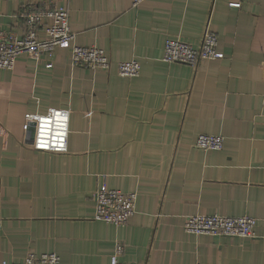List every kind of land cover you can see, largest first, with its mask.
Returning a JSON list of instances; mask_svg holds the SVG:
<instances>
[{
    "label": "crops",
    "instance_id": "crops-1",
    "mask_svg": "<svg viewBox=\"0 0 264 264\" xmlns=\"http://www.w3.org/2000/svg\"><path fill=\"white\" fill-rule=\"evenodd\" d=\"M27 1L0 0L1 29L22 35ZM55 1L75 39L51 67L27 53L0 67V262L112 264L121 241L134 264H264V0ZM207 27L222 58L163 59L168 38L197 47ZM74 44L103 48L111 67L72 65ZM129 59L137 76L118 73ZM52 107L71 109L65 152L29 144L25 114ZM202 133L223 147H197ZM97 187L137 192L126 224L94 217ZM198 213L253 216L255 234L186 232Z\"/></svg>",
    "mask_w": 264,
    "mask_h": 264
},
{
    "label": "built area",
    "instance_id": "built-area-1",
    "mask_svg": "<svg viewBox=\"0 0 264 264\" xmlns=\"http://www.w3.org/2000/svg\"><path fill=\"white\" fill-rule=\"evenodd\" d=\"M141 0H134L137 4ZM234 5L239 3L233 2ZM19 17L24 20L25 29L21 36L11 30L0 28V67L13 68L16 58L27 53L36 60L45 59L46 66L53 65V55L57 46L67 45L75 39L76 33L69 25V10L66 5L55 0H28L20 10ZM44 27L45 34L38 30ZM218 48V35L209 27L205 28L201 44L194 47L179 38H168L165 43L163 59L167 62H183L196 66L202 59L222 58ZM74 66H86L92 70L109 69L111 59L103 48L97 45L82 46L74 44L71 52ZM141 63L137 59L121 60L117 63L118 73L133 77L140 73ZM60 118H57L56 114ZM71 109L52 107L47 112L25 114V129L33 134L30 146L36 150L68 151ZM47 121V126H45ZM224 136L220 134H199L196 146L203 149H221ZM95 201L94 217L116 225L126 224L135 213L137 192L117 188L97 187L93 192ZM256 218L250 215L228 216L221 214H190L184 222L188 233L210 234L216 236L246 237L254 236ZM2 219L0 218V228ZM125 249L124 243L117 241L112 264H134L120 260ZM0 264H60L56 252L37 254L29 251L21 262L3 260Z\"/></svg>",
    "mask_w": 264,
    "mask_h": 264
},
{
    "label": "snow or ice",
    "instance_id": "snow-or-ice-1",
    "mask_svg": "<svg viewBox=\"0 0 264 264\" xmlns=\"http://www.w3.org/2000/svg\"><path fill=\"white\" fill-rule=\"evenodd\" d=\"M56 115H57V118L59 119V118H60L59 114L57 113ZM47 123H48V122L45 121V126H47Z\"/></svg>",
    "mask_w": 264,
    "mask_h": 264
},
{
    "label": "water",
    "instance_id": "water-1",
    "mask_svg": "<svg viewBox=\"0 0 264 264\" xmlns=\"http://www.w3.org/2000/svg\"><path fill=\"white\" fill-rule=\"evenodd\" d=\"M32 138H33V134L31 133V138L29 139V142H31V141H32Z\"/></svg>",
    "mask_w": 264,
    "mask_h": 264
}]
</instances>
